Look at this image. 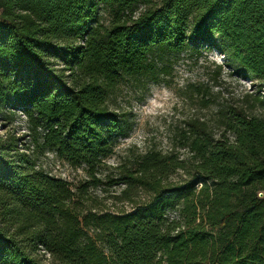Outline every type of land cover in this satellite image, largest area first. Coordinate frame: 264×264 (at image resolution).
Masks as SVG:
<instances>
[{
  "label": "trees",
  "instance_id": "trees-1",
  "mask_svg": "<svg viewBox=\"0 0 264 264\" xmlns=\"http://www.w3.org/2000/svg\"><path fill=\"white\" fill-rule=\"evenodd\" d=\"M213 40L257 85L201 95L211 118L108 164L130 128L118 84ZM4 107L26 133L0 138V264H264V0H0ZM45 151L85 177L45 171Z\"/></svg>",
  "mask_w": 264,
  "mask_h": 264
},
{
  "label": "rangeland",
  "instance_id": "rangeland-1",
  "mask_svg": "<svg viewBox=\"0 0 264 264\" xmlns=\"http://www.w3.org/2000/svg\"><path fill=\"white\" fill-rule=\"evenodd\" d=\"M101 15L103 21L107 19L104 9ZM256 85V81L235 70L216 40L211 43L198 42L195 48L181 53L172 63L169 74H159L156 81L132 80L119 83L112 106L123 113L130 128L127 137L118 139L115 153L107 158V163L114 164L130 147L140 151L150 147L166 150L183 121L193 116H213L216 102L212 100L237 95ZM201 95L212 99L209 107H203ZM7 132L23 137L26 125L21 112L12 114L4 107L0 110V138L5 137ZM23 141L27 143V137ZM37 156V165L70 183L85 177L82 169L71 167L52 151ZM94 195L99 202L102 200L100 203H104V184L94 191Z\"/></svg>",
  "mask_w": 264,
  "mask_h": 264
}]
</instances>
